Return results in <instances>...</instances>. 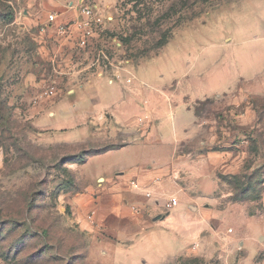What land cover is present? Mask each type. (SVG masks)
I'll list each match as a JSON object with an SVG mask.
<instances>
[{
  "label": "rangeland",
  "instance_id": "rangeland-1",
  "mask_svg": "<svg viewBox=\"0 0 264 264\" xmlns=\"http://www.w3.org/2000/svg\"><path fill=\"white\" fill-rule=\"evenodd\" d=\"M89 2L102 4L97 10L103 17L92 38L95 52L87 54L89 68L114 73L123 62L127 75L151 62L149 71L168 72L178 52L162 58L170 44H180L187 64L175 77L181 80L177 95L219 89L199 100L186 95L199 134L183 147L194 156L214 152L218 164H203L211 173L202 178L184 174L180 185H170L163 198L176 195L179 203L170 213L156 211L165 229L149 242L160 252L178 247L144 264H264V80L222 77L225 70L237 71L246 50L264 48L247 41L250 31L264 29V0ZM68 4L0 0V264H142L130 250L106 248L103 240L110 236L103 229L99 235L83 230L69 203L88 184L82 174L90 166L78 169L79 161L120 141L45 143L30 113L59 91L67 97L74 83L55 80L49 62L59 41L48 17L58 11L59 21H69L58 9ZM99 48L115 67L93 65ZM173 121L163 118L164 129Z\"/></svg>",
  "mask_w": 264,
  "mask_h": 264
},
{
  "label": "crops",
  "instance_id": "crops-1",
  "mask_svg": "<svg viewBox=\"0 0 264 264\" xmlns=\"http://www.w3.org/2000/svg\"><path fill=\"white\" fill-rule=\"evenodd\" d=\"M88 2L69 0L67 6H58V9L68 20H75L82 17L80 5ZM89 4L102 9L99 2ZM80 36L77 29L68 35L58 33L59 44L53 47L49 62L57 63L53 66L55 80H73L74 83L67 97L59 91L45 106H35L30 112L33 123L45 143L78 144L92 139L120 141L79 161L78 169L84 164H89L86 166L90 168L88 174L81 173L88 181L87 186L69 202L74 220L89 234L99 235L103 229L110 236L103 240L108 249L130 250L133 260L142 264L147 260L158 262L178 247L160 252L152 243L154 235L165 229L158 223L161 216L156 211H163L161 204L169 193L168 188L172 183L180 185L181 180L187 178L184 174L194 173L200 178L210 174L211 168L203 166L205 163L207 166L218 164L214 152L194 156L183 149L199 134L196 110L187 102L186 95L191 101L199 100L219 89L208 87L195 95L182 89L181 95H177L180 87L175 89L181 85V80L175 77L187 64L182 59L180 44H170L168 49L171 50H166L162 58L165 60L168 53L178 52L168 72L161 67L149 71L150 62L131 69L135 79L129 82L115 77L112 70L89 68L86 60L95 52V46L91 44L86 50L79 48ZM248 40L249 47L251 43H264L263 27L250 31ZM152 62L158 63V60ZM222 77L231 82L264 80V48L246 50L237 71L225 70ZM145 114L149 118L139 124L138 118ZM163 118L174 119L166 130ZM158 178L161 180L157 181ZM132 181L140 183L139 188L133 187ZM143 185L153 191L152 198L143 195ZM133 205L148 207L138 212ZM166 219L162 220L163 224ZM114 238L119 241L115 242ZM138 247L141 252L137 251Z\"/></svg>",
  "mask_w": 264,
  "mask_h": 264
},
{
  "label": "built area",
  "instance_id": "built-area-1",
  "mask_svg": "<svg viewBox=\"0 0 264 264\" xmlns=\"http://www.w3.org/2000/svg\"><path fill=\"white\" fill-rule=\"evenodd\" d=\"M80 11L82 13L81 18L69 20V21H59V15L57 12H53L49 15L48 20L50 26L54 25L56 28V31L61 35H68L71 33L73 29H77L81 36L78 41L79 48L82 50L88 49V47L92 44V38L95 32V26L103 23V17L102 14L97 10V5L89 4V3H83L80 5ZM94 62L93 65H101L102 62H104L106 67L110 66H116V63L111 60V57L107 50L103 48L97 49L95 55L93 56ZM53 66H56V62H53ZM123 62H118V65L114 69V76L117 78H125L129 82L135 79V76L133 73H131L129 70L127 71V75H130L129 77L121 72ZM53 67V68H54ZM55 88V87H54ZM54 93V90L51 92ZM149 118V115L145 114L144 116H141L138 118L139 124H142L145 122V119ZM161 180L160 178L157 179V181ZM131 184L133 187L139 188L140 183L137 181H132ZM143 188H145L144 196L146 198H152L154 196V193L152 190L148 188V186L143 185ZM179 203V199L176 195H169L168 197L163 199V203L161 204V208L163 209V212L170 213ZM148 205L144 206H137L133 205V209L142 212L146 210Z\"/></svg>",
  "mask_w": 264,
  "mask_h": 264
},
{
  "label": "trees",
  "instance_id": "trees-1",
  "mask_svg": "<svg viewBox=\"0 0 264 264\" xmlns=\"http://www.w3.org/2000/svg\"><path fill=\"white\" fill-rule=\"evenodd\" d=\"M95 153H96V152H95ZM82 154H84V153H82ZM90 154H93V153H90ZM90 154H89V155H90ZM78 158H79V157H78ZM85 158H86V156H85ZM85 158H84V159H85ZM84 159H83V160H84ZM83 160H82V161H83Z\"/></svg>",
  "mask_w": 264,
  "mask_h": 264
},
{
  "label": "water",
  "instance_id": "water-1",
  "mask_svg": "<svg viewBox=\"0 0 264 264\" xmlns=\"http://www.w3.org/2000/svg\"><path fill=\"white\" fill-rule=\"evenodd\" d=\"M160 217V216H159Z\"/></svg>",
  "mask_w": 264,
  "mask_h": 264
}]
</instances>
